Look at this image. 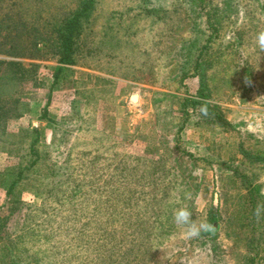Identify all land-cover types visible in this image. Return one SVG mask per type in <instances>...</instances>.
<instances>
[{
	"label": "rangeland",
	"instance_id": "374dc122",
	"mask_svg": "<svg viewBox=\"0 0 264 264\" xmlns=\"http://www.w3.org/2000/svg\"><path fill=\"white\" fill-rule=\"evenodd\" d=\"M141 1L95 0L74 63L45 48L35 58L1 45L0 89L17 103L0 137V172L12 177L27 162L31 128L42 133V158L12 205L0 186V246L43 264H245L251 256L250 264H264V215L253 216L264 203V163L255 159L264 154V52L254 44L264 30V0L224 7L214 61L205 68L206 102L222 121L192 103L178 134L184 116L177 102L199 98L201 85L199 76L181 80L177 69L192 15L178 0H152L167 6L154 12L138 11ZM78 3L0 0V20L9 14L43 31ZM15 62L30 68L22 81L12 77ZM53 166L63 168L56 183L49 181ZM37 183L39 194L29 189ZM181 207L197 223L214 221V234L187 239L173 220ZM0 264L15 262L3 257Z\"/></svg>",
	"mask_w": 264,
	"mask_h": 264
},
{
	"label": "trees",
	"instance_id": "16d2710c",
	"mask_svg": "<svg viewBox=\"0 0 264 264\" xmlns=\"http://www.w3.org/2000/svg\"><path fill=\"white\" fill-rule=\"evenodd\" d=\"M229 1L230 0H219V3L211 4L210 0H178V2L181 3L180 6L184 7L186 11L192 15L190 31L193 35L189 40L183 42L179 50L181 60L177 69L181 80L188 76H199L201 79V85L197 94L199 98L194 100L181 98L177 102L179 109H181V115L184 117L179 121L176 134L184 128L186 120L190 116L187 110L189 105L194 103L193 106H198L199 109H201V105L206 102V98L210 95L208 84L205 81V68L211 67L212 62L214 61L213 55L216 48L214 49L213 43L224 26L223 21L224 18L227 17L224 7L227 6ZM152 3V0H144L141 1V6L139 2L137 6L138 11L141 9L143 12H154L167 9V6H154ZM165 5H167V3H165ZM169 5H171L170 7H172L173 10L178 7L175 2H170ZM94 6L95 0H79L78 8L76 10L71 12L68 16L55 19L52 23L45 22L46 26L43 31L38 30V28L33 30L23 28L24 26H19V24L23 23L22 21L15 19L12 15L5 14L0 20V35L2 36L0 47L1 45L3 46V44L8 43L10 44V47L8 48V50H10L8 52L10 55L35 58L43 54L41 51L45 48L44 52L50 54L51 57H55L58 62L74 63L76 62V56L78 54L77 50L81 42V31L85 22L89 19L91 9L94 8ZM205 8L206 12L203 11ZM201 14L204 15L203 23L200 21ZM2 30L3 32L1 34ZM29 30L31 32H29ZM13 64L15 65L11 71L12 77L22 81L27 74H30V68H24L21 62H15ZM29 65L36 67L33 63ZM61 69L62 67L60 66L56 68L53 74L54 78H56ZM54 82L55 81H53V84ZM16 103L17 100L11 99L9 94H4L0 89V137L5 131L7 119L15 114ZM206 107L210 115L212 114L219 118V121H222V116L218 114L217 107L210 106L208 103H206ZM45 112L46 108L42 115L43 117L45 116ZM45 119H47L46 126L48 128L52 129L56 127L57 122H55V120L48 118ZM41 134V131L36 128L30 129L26 152L28 160L27 162L25 161V163L20 162L18 164L17 172L14 176L9 177L0 172V186L5 190L6 199L11 205L17 200V192L21 188V185L24 184V182H27L26 184H28L30 177L32 178V176L38 171L36 166L42 156L36 147ZM2 151L3 149H1L0 145V152ZM255 159L264 163V154H258L255 156ZM62 169L63 168L60 166L49 168V181H52V183L58 182L56 176ZM40 185L41 184L37 183L29 189L33 190L34 193L39 194L38 187ZM207 223L215 226L214 221L211 219H208ZM11 246L12 244H4L0 246V259L6 257L13 260L15 264H43V262L41 263L40 260H38V257H35L34 254L29 255L24 249L17 251L15 248L12 249ZM251 262H255V258L252 256L248 257L245 264H250Z\"/></svg>",
	"mask_w": 264,
	"mask_h": 264
},
{
	"label": "clouds",
	"instance_id": "9594fccd",
	"mask_svg": "<svg viewBox=\"0 0 264 264\" xmlns=\"http://www.w3.org/2000/svg\"><path fill=\"white\" fill-rule=\"evenodd\" d=\"M254 44L259 49L260 52H264V30H259L255 34ZM245 83H250L249 79L245 78ZM204 102L201 105V114L207 116L208 109ZM264 194V191H262ZM264 215V203H258L253 216L257 221H259ZM173 220L174 223L178 226H181L184 229V235L187 239H196L201 236L202 233L214 234V226L207 222L197 223L191 219V212L186 207H181L173 211Z\"/></svg>",
	"mask_w": 264,
	"mask_h": 264
},
{
	"label": "water",
	"instance_id": "95a60500",
	"mask_svg": "<svg viewBox=\"0 0 264 264\" xmlns=\"http://www.w3.org/2000/svg\"><path fill=\"white\" fill-rule=\"evenodd\" d=\"M138 98V93L137 92H133L131 93L130 97H129V102L130 103H134L137 101Z\"/></svg>",
	"mask_w": 264,
	"mask_h": 264
}]
</instances>
